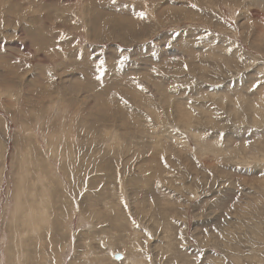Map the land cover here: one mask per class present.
Listing matches in <instances>:
<instances>
[{
	"label": "rangeland",
	"instance_id": "rangeland-1",
	"mask_svg": "<svg viewBox=\"0 0 264 264\" xmlns=\"http://www.w3.org/2000/svg\"><path fill=\"white\" fill-rule=\"evenodd\" d=\"M7 255L264 264V0H0Z\"/></svg>",
	"mask_w": 264,
	"mask_h": 264
},
{
	"label": "bare ground",
	"instance_id": "bare-ground-1",
	"mask_svg": "<svg viewBox=\"0 0 264 264\" xmlns=\"http://www.w3.org/2000/svg\"><path fill=\"white\" fill-rule=\"evenodd\" d=\"M107 85V84H106ZM101 96V95H100ZM21 101V100H20ZM29 108V107H28ZM69 125V124H68ZM50 138V137H49ZM64 138V137H63ZM54 139H55V137H54ZM16 157V156H15ZM28 161V160H27ZM59 163V162H58ZM41 164V163H40ZM59 165V164H58ZM63 166H64V164H63ZM44 167V166H43ZM67 167H70L69 165L67 166ZM23 168H24V166H23ZM58 168V167H57ZM66 168V167H65ZM71 168V167H70ZM45 169V168H44ZM47 169V168H46ZM73 169V168H72ZM65 169L63 168V171H64ZM71 170V169H70ZM67 171H68V169H67ZM27 173V172H26ZM31 173V172H30ZM56 173H58V171L57 170H53V176H52V178H54V180L57 178V179H60L59 178V176H58V174H57V176L55 175ZM28 174V173H27ZM21 175V174H20ZM24 175V174H23ZM64 175H65V173H64ZM63 175V176H64ZM62 176V177H63ZM66 176V175H65ZM70 176H72L71 174H70ZM50 177V175H48L47 176V174H45V176H44V178L43 179H41V180H43L44 182H47V179ZM73 177V176H72ZM68 178H69V176H68ZM56 179V180H57ZM73 179V178H72ZM40 180V179H39ZM55 180V181H56ZM65 181H67V177H66V180ZM41 182V181H40ZM37 183V180L35 181V184ZM63 185H65L64 183H62ZM40 185V184H39ZM72 185V184H71ZM33 186V185H32ZM70 186V185H69ZM68 186V187H69ZM76 186V185H75ZM40 187V191L38 192L37 190L35 191V192H33V191H31L30 189L29 190H26V188H25V185H23L21 188H20V193H21V195H22V202H21V204H18V208H17V212H20L19 214H21V217H22V222H23V224H20V225H23V227H30V228H26V229H24V230H22V232L21 231H19L21 234H23L24 235V233H30V231H32V226H33V224H34V219H33V216H32V213H31V210L33 209L32 207H30V208H32V209H29V207H27L28 205L30 206V204H28L27 205V201H30L33 205L35 204L36 206H34L35 207V210L37 211L36 213H35V219L38 221L37 222V226H38V228L39 229H41L42 228V226H44L45 225V227H46V229L45 230H49V231H51L50 230V228H51V226H52V224H51V220L49 219V218H47L48 216H49V214H48V216H46V220H45V217H44V208L46 207H49L50 205H51V192H52V189L51 188H49L50 186H48V184L46 183L45 185H43V183H41V185L39 186ZM34 188V187H33ZM65 188H66V185H65ZM87 190V189H86ZM85 190V191H86ZM51 191V192H50ZM27 192H29V193H27ZM90 192V191H89ZM66 193V192H65ZM25 194H28V199H27V197H26V199H25ZM36 194V195H35ZM38 194V195H37ZM65 195V194H64ZM30 196L33 198V199H35V201H32V198H30ZM40 199V200H38L37 199V197ZM63 198V197H62ZM56 200V199H55ZM63 200V199H62ZM39 201H40V203H39ZM41 201L43 202V205H41L42 203H41ZM29 202V203H30ZM61 202V201H60ZM22 203H25V205H27L25 208L23 207V204ZM53 203V202H52ZM81 203V202H80ZM87 204V203H86ZM89 204H91V203H89ZM53 205V204H52ZM92 205V204H91ZM73 206V205H72ZM90 206V205H89ZM72 208V207H71ZM68 209V208H67ZM88 209V208H87ZM47 210V209H46ZM76 210V209H75ZM32 211H34V210H32ZM77 212H79V211H77ZM87 212V211H86ZM47 214V213H46ZM52 215V214H51ZM50 217V216H49ZM19 218V217H18ZM21 220V219H20ZM35 220V221H36ZM50 220V221H49ZM59 220V219H58ZM48 222V223H47ZM53 222V221H52ZM93 222V221H92ZM18 223H20V222H18ZM17 223V226L19 225ZM21 228V227H20ZM52 229H54V228H52ZM37 231H39V230H37ZM32 232H34V231H32ZM41 232H42V229H41ZM47 232V231H46ZM28 233V234H29ZM47 233H49V232H47ZM18 234V233H17ZM20 234V235H21ZM26 235V234H25ZM49 235V234H48ZM22 237V236H21ZM30 237V236H29ZM37 237V236H36ZM36 237H35V239H36ZM38 239V238H37ZM36 239V240H37ZM5 240V239H4ZM24 240H25V238H24ZM27 240V239H26ZM31 240H32V238H31ZM31 240L29 239V241L31 242ZM51 240V239H50ZM61 240V239H60ZM13 241V240H12ZM12 241H10L11 242V247H12V249H13V245H12ZM23 242H25V241H20L18 244L20 245V246H23L22 244H23ZM27 243V242H26ZM32 243H33V241H32ZM35 243V242H34ZM25 244V243H24ZM29 245H30V243L29 244H27V246H28V248H29ZM76 246V245H75ZM25 247V246H24ZM10 249V246H9V248L7 247V251ZM11 249V250H12ZM25 249V248H24ZM28 250V249H27ZM27 252V251H26ZM28 253V252H27ZM20 254H21V252H20ZM121 254V253H120ZM10 255V254H9ZM9 255H7L6 256V259H7V262L10 264V261L11 260H13L12 259V257H8ZM116 256V255H115ZM21 258V257H20ZM26 261V260H25ZM16 262V261H15ZM15 262H13L14 264H17V262L15 263ZM7 263V264H8ZM56 264V263H55Z\"/></svg>",
	"mask_w": 264,
	"mask_h": 264
},
{
	"label": "snow or ice",
	"instance_id": "snow-or-ice-1",
	"mask_svg": "<svg viewBox=\"0 0 264 264\" xmlns=\"http://www.w3.org/2000/svg\"><path fill=\"white\" fill-rule=\"evenodd\" d=\"M140 15L143 17L145 14L144 13H140ZM124 59H126V58H124ZM102 64H103V61H101V65L100 66H98V70H100V71H102ZM49 75H51L50 73H49ZM133 223H135V222H133Z\"/></svg>",
	"mask_w": 264,
	"mask_h": 264
},
{
	"label": "water",
	"instance_id": "water-1",
	"mask_svg": "<svg viewBox=\"0 0 264 264\" xmlns=\"http://www.w3.org/2000/svg\"><path fill=\"white\" fill-rule=\"evenodd\" d=\"M121 255H117V257H120Z\"/></svg>",
	"mask_w": 264,
	"mask_h": 264
}]
</instances>
